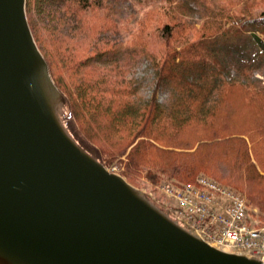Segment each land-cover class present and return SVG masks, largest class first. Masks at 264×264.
<instances>
[{
	"label": "trees",
	"instance_id": "obj_1",
	"mask_svg": "<svg viewBox=\"0 0 264 264\" xmlns=\"http://www.w3.org/2000/svg\"><path fill=\"white\" fill-rule=\"evenodd\" d=\"M103 1L27 0L35 39L68 100L65 120L74 138L109 167L135 144L122 172L130 179L146 172L158 182L162 173L190 183L205 170L246 192L263 212L264 86L248 83L250 73L264 69V0H167L170 6L162 8L170 22L159 29L163 46L146 52L158 81L150 99H141L129 84L84 71L95 58L107 56L90 37L100 30L86 27ZM202 11L201 36L180 35L179 28H188L186 18ZM83 34L96 47L85 58L76 47ZM56 52L70 71L69 81L56 71ZM232 69L230 80L244 84H225ZM160 89L170 93L166 104L158 100ZM234 92L252 98L242 102Z\"/></svg>",
	"mask_w": 264,
	"mask_h": 264
},
{
	"label": "water",
	"instance_id": "obj_2",
	"mask_svg": "<svg viewBox=\"0 0 264 264\" xmlns=\"http://www.w3.org/2000/svg\"><path fill=\"white\" fill-rule=\"evenodd\" d=\"M27 0H0V264H264L207 243L70 132Z\"/></svg>",
	"mask_w": 264,
	"mask_h": 264
},
{
	"label": "rangeland",
	"instance_id": "obj_3",
	"mask_svg": "<svg viewBox=\"0 0 264 264\" xmlns=\"http://www.w3.org/2000/svg\"><path fill=\"white\" fill-rule=\"evenodd\" d=\"M162 6L169 7L170 3L167 0H161L160 2L146 0L143 3L137 0L103 1V5L96 7V19L87 20L86 22L89 23L86 27L88 29L91 27L96 31L100 30L97 35L90 34V37L93 39V45L95 43L98 44L97 47L105 50L107 56L104 59L95 58L86 70L84 68V71H87L86 73H91L92 71L94 77L105 74L109 82L119 81L120 84H129L136 90V95L142 97L141 99H150L157 89L158 81L154 65L146 56V52H152L157 50V47L163 46V41L159 38V29L165 23L170 22V15L163 14ZM201 15L203 16V11L194 13L192 18H186L189 19L187 20L188 28H179V30H183L180 35L188 34L191 37H200L204 26V18ZM177 16L179 17L178 13ZM179 30H177V34H179ZM88 36L89 34H83L77 41L78 45H76L77 48L79 46L83 49L84 52L80 49L76 51V53L82 51L79 56L83 57L82 55H84L83 58L96 49L87 40ZM47 44L49 45V43ZM54 61L56 62L57 73L64 75L66 80L69 81L70 79L67 78L70 71L62 67L58 52L54 53ZM234 76L235 70L232 69L230 76L225 78V80H228L225 84H244L239 80H230ZM249 80L248 84H251L249 85L251 87L252 84L254 86L255 84L264 86V69L250 73ZM169 95L170 93L167 89L157 91L158 100L164 104L170 100ZM234 96L242 102L246 100L247 103L252 98L251 95L244 96L239 92H234ZM255 99L258 98L256 97ZM259 99L263 98L260 97ZM235 102L240 103L238 101ZM245 112L248 117H253L252 107L250 113L248 110ZM133 146L128 148L126 155L120 161L113 163L109 168L121 174L124 170L127 154L131 152ZM100 160L102 161V159ZM213 167H216V165ZM204 171L199 173L209 176V174H206L207 171L205 173ZM127 180L152 197L156 202L173 210H178L176 208L178 201L167 189L168 186L173 185L172 183L175 182L167 175L159 173V180L155 182L148 179L146 172H141L134 175L132 179L127 178ZM234 180H236L235 176ZM229 184L236 188L234 184ZM243 193L246 195V192Z\"/></svg>",
	"mask_w": 264,
	"mask_h": 264
},
{
	"label": "built area",
	"instance_id": "obj_4",
	"mask_svg": "<svg viewBox=\"0 0 264 264\" xmlns=\"http://www.w3.org/2000/svg\"><path fill=\"white\" fill-rule=\"evenodd\" d=\"M180 213L215 246L264 257V216L250 215L234 190L201 176L198 184L168 186Z\"/></svg>",
	"mask_w": 264,
	"mask_h": 264
},
{
	"label": "bare ground",
	"instance_id": "obj_5",
	"mask_svg": "<svg viewBox=\"0 0 264 264\" xmlns=\"http://www.w3.org/2000/svg\"><path fill=\"white\" fill-rule=\"evenodd\" d=\"M218 180V179H217Z\"/></svg>",
	"mask_w": 264,
	"mask_h": 264
}]
</instances>
